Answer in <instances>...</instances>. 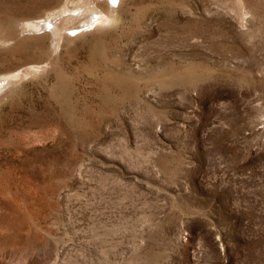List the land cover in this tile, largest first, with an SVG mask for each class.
<instances>
[{"label":"rangeland","instance_id":"1","mask_svg":"<svg viewBox=\"0 0 264 264\" xmlns=\"http://www.w3.org/2000/svg\"><path fill=\"white\" fill-rule=\"evenodd\" d=\"M102 1L0 0V264H264V0Z\"/></svg>","mask_w":264,"mask_h":264},{"label":"bare ground","instance_id":"2","mask_svg":"<svg viewBox=\"0 0 264 264\" xmlns=\"http://www.w3.org/2000/svg\"><path fill=\"white\" fill-rule=\"evenodd\" d=\"M109 2V1H111V3H115V2H117V0H105V1H102L103 2V4L102 5H104V2ZM120 1V0H119ZM118 1V2H119ZM97 2V1H96ZM106 2V3H107ZM99 3H100V1H99ZM108 5H107V9L108 10H106V11H104V12H101V11H98L97 13L98 14H95V16H93L92 15V17L90 18V19H88V21H86V22H83V24H82V26L85 28V26H89V25H91V24H96V25H98V24H103V23H107V22H109V21H111V19H112V11H113V9H112V7H111V5L109 4V3H107ZM115 5V4H114ZM97 6H101L100 4L98 5V3H96V7ZM67 12H69V10H67V9H64L63 11H61V12H59V13H57L59 16H66L64 13H67ZM71 14H73V15H78V17H79V15H80V13L77 11L76 13H71ZM69 15V14H68ZM63 16V17H64ZM50 17V16H49ZM56 17H57V15H56ZM74 17V16H73ZM51 18H53V16L51 17ZM51 18H43L44 20H42V21H40V20H38V21H36V22H31V23H25V24H22L21 25V28H19L20 29V32H23V33H32V32H38V31H42V30H46L47 28H49L50 27V25H51V23L53 22L52 20H51ZM67 19H68V17H67ZM77 19V18H76ZM63 20V19H62ZM69 20V19H68ZM73 20H74V18H73ZM67 21V20H66ZM61 22V21H60ZM63 23V22H62ZM74 24V23H73ZM56 26V25H55ZM77 27V26H76ZM82 27V28H83ZM72 28V27H71ZM75 28V27H74ZM73 28V29H74ZM58 34V33H57ZM56 35V34H55ZM56 43V42H55ZM17 77V75L15 74V75H12V76H10V77H0V90L1 89H3V88H5V86L8 84V83H10L12 80H14L13 78H16Z\"/></svg>","mask_w":264,"mask_h":264}]
</instances>
